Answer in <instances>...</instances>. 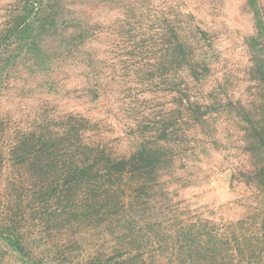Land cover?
Returning <instances> with one entry per match:
<instances>
[{
	"label": "rangeland",
	"instance_id": "1",
	"mask_svg": "<svg viewBox=\"0 0 264 264\" xmlns=\"http://www.w3.org/2000/svg\"><path fill=\"white\" fill-rule=\"evenodd\" d=\"M26 2L0 0V264H114L115 237L36 198L34 141L68 117L112 159L158 152L145 182L182 224L264 248V0H31L39 29L8 39Z\"/></svg>",
	"mask_w": 264,
	"mask_h": 264
},
{
	"label": "trees",
	"instance_id": "2",
	"mask_svg": "<svg viewBox=\"0 0 264 264\" xmlns=\"http://www.w3.org/2000/svg\"><path fill=\"white\" fill-rule=\"evenodd\" d=\"M30 2L27 0V10L9 31L8 39L39 29L31 23ZM177 46L184 59V49ZM77 121L68 117L62 123L63 134L55 139L34 138L39 147L31 165L43 181L36 198L42 209L49 208V202L55 204L50 217L58 213L55 218L63 225L107 231L120 244V250L116 248L107 260L114 264H134L136 260L146 264V253L166 260L164 264H262L259 253L264 248L257 249L249 241L243 249L246 240L235 231L237 224L217 228L203 220L182 224L176 210L160 205L152 195L155 185L145 180L160 164L161 155L146 142L129 157L112 159L98 146L79 141V130L87 125L84 119L80 125ZM166 138L163 132L154 142ZM124 253L130 257L115 261ZM155 263L163 264L156 259Z\"/></svg>",
	"mask_w": 264,
	"mask_h": 264
}]
</instances>
